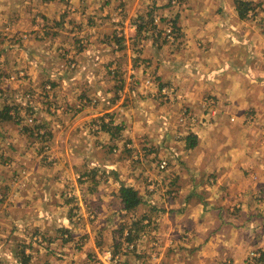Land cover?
<instances>
[{"label": "rangeland", "instance_id": "374dc122", "mask_svg": "<svg viewBox=\"0 0 264 264\" xmlns=\"http://www.w3.org/2000/svg\"><path fill=\"white\" fill-rule=\"evenodd\" d=\"M4 1L10 4L11 19L9 21L6 18L7 24L3 23L8 26L4 30L10 38L6 37V42L0 41V86L4 85L5 88L4 91L0 89V99L10 93L8 98L12 99L14 107L21 105V111H28V115L32 112L34 118L41 116L50 126L57 122L61 126H67V130L72 126L67 125L70 124V119L78 122L82 118L80 113L85 108L111 111L89 119V122L92 120L90 125H96L93 122L98 120L102 130L106 126L109 133L103 130L98 135V131H93L89 126L82 130L81 123H78L75 127L73 125L72 132L65 129L55 131L56 137L57 134L60 136L52 146L47 145L52 133L45 130L50 127L41 125L43 128H40V132L43 134L39 132V135L42 138L48 135L34 141L29 153L32 157L35 154L40 156L33 159L30 166H36L37 175L34 176L38 177H20L18 181H23L19 185H15L18 178L13 180L12 177L0 182V198H3L0 203V264H105L97 252L111 253V257L119 258V263L111 261L109 264L160 263L156 260V253L162 252L163 238L152 234L155 225L152 224L150 230L146 228L138 234L133 233L135 241L132 248L127 245L126 237H129L130 232L125 229L132 220V223L137 222L145 216L150 223L154 221L155 224L163 215L153 209L158 210L157 203L177 206L179 203L201 200L206 209L210 204L232 202L231 210L223 218L233 222V236L244 238L248 233H253L246 230L254 229L256 221L264 220V212L260 209L264 206V187L256 185L261 179L253 171L255 175L251 177V181L245 182L247 191L242 192L240 187L230 188L232 178L227 177H231L232 173L243 166H235L234 171L222 173L223 178L215 175L216 171L209 164L216 145L215 156L221 154L220 137L205 126L202 129L204 135L201 143L198 139L199 148L189 151L181 141L185 135L180 134L189 132L196 123H201V126L208 121L211 123L212 114L217 109H223L228 115L231 112L230 119L233 123L237 122L236 112L241 110L246 123L260 126L262 122L252 110L253 105H256L254 96L262 98L264 91H260L258 96L249 92V87L245 94L243 88V100L241 93L231 96L236 87L230 85L228 92L224 93V89L219 92V89L215 91L218 94L194 97L192 88L201 84L192 86L188 92L171 84L172 81H160L161 59L167 58L181 64V70L176 71L183 75L185 72L182 67H187L182 64L188 66L190 60H194L199 54L198 50L191 48L189 51H181L182 40L177 44L181 39L178 19L182 18L181 14L186 9L197 4L195 0H104L103 4L92 0L91 5L86 0H73L70 4L67 2L71 6L69 8L79 7L85 12L70 10L71 14L65 13V4L62 8L59 7V1L58 7H52L49 11L51 17L42 12L48 11L43 9L45 3L54 0H35L33 5L26 7L24 16L18 11L22 0ZM36 1H43L39 8L36 7ZM232 1L233 4H222L227 3L229 9L238 14L236 0ZM242 1L249 4L250 18L258 17V22L257 18L253 19L255 23L248 22L249 27L256 26V32L260 33L258 37L264 39V28L259 25L261 21L264 22L260 15L264 0ZM210 2L206 3L211 9L210 13L223 10L218 7V3ZM29 10L37 12L35 14ZM124 19L127 21L126 25L122 23ZM155 19L158 20L154 21ZM135 21L137 27H143L140 32L130 29L134 27ZM174 21L175 29L172 27ZM20 22H24V30H19ZM9 25L12 28L15 26L14 31ZM248 40L253 44L251 37ZM201 41L204 42L203 56L213 61L212 42L204 39ZM206 50H212L213 55L204 54ZM83 64L87 65L86 70L83 69ZM194 67L198 68V65ZM194 73L198 74V71ZM83 75L103 78L105 92L97 95L95 88L88 85L85 87L86 84L80 81L75 82L74 77L78 79ZM256 76L261 78L262 74ZM189 77L191 75L186 76L187 79ZM33 83L36 84L35 87H28ZM259 86L264 89V86ZM160 87H174L177 92H182L181 99H177L179 93L164 99L157 92ZM5 105L1 104V108ZM103 120L105 125L101 124ZM10 132L16 136V131ZM191 133L190 131L188 134ZM135 135L136 139L133 137ZM66 138L70 141H66ZM26 149V142L22 140L0 145V155L8 161L5 163L12 172L17 165H21L10 161ZM68 157L74 162L70 173H74L75 178L72 175L61 183L58 181V174L65 171L66 166L70 167L68 163H64ZM60 160H63L62 163ZM218 161L214 164L216 168ZM163 162L166 163L164 168L161 167ZM48 171L52 175L46 174ZM146 171L149 174L145 175ZM197 171L203 176L198 178L199 182L193 176ZM24 184L29 191L23 188ZM121 184L136 188L144 201L148 202L147 205H142L136 212L127 213L122 208L124 205L120 199ZM52 188L56 189L57 199L61 202L60 209L52 210V205L58 204L56 199L52 202ZM200 188L211 190L203 192ZM214 189H222L223 193L215 195L212 193ZM186 194L191 200H185ZM204 194H208L209 201L204 200ZM239 203L253 209L246 212L238 205H233ZM20 204L26 205L25 208H21ZM18 206L21 209L16 210ZM28 207L31 208L30 211H27ZM102 207L107 212L100 215ZM199 208L200 206L189 208L196 211L195 214H189L196 215ZM38 211L41 212L37 213ZM175 213L174 210L169 215H176ZM204 214L205 217H199V224H196L200 226L201 229L198 230L201 233L204 230L207 232L206 228L212 225L207 217H210L208 210ZM107 218L117 221L107 225L102 223L101 220ZM183 221L189 223L182 226L183 232H190V227L196 220L192 218L188 221L184 218ZM194 231L195 229L192 233ZM124 233L127 234L126 237ZM197 238L199 241L198 236ZM192 239L187 240L193 241ZM257 259L260 261H256ZM243 261L245 264H262L264 255L260 249H256L249 252ZM239 263L234 257H226L216 264Z\"/></svg>", "mask_w": 264, "mask_h": 264}, {"label": "crops", "instance_id": "0c3cea01", "mask_svg": "<svg viewBox=\"0 0 264 264\" xmlns=\"http://www.w3.org/2000/svg\"><path fill=\"white\" fill-rule=\"evenodd\" d=\"M20 1L21 0H18V2ZM34 1L35 0L21 1V5L18 7V11L22 13V16H24L27 12L26 7H30L31 5H33ZM59 1H60V6H59L60 8H62L63 4H65V9L66 11L68 10V12L65 11V13L71 14L70 10H72L73 12L78 11V13L85 12L82 8L79 7L70 9L69 7L71 6L70 5L68 6L67 2H69L70 4L72 3L73 0H54L49 3H45V7L43 9H47L48 11L42 13L45 16H50L49 11H51L52 7H58L57 2ZM98 1L101 2L102 4L105 2L104 0H98ZM195 1L197 4L194 7L190 6L191 8L189 10L186 9L185 12L181 14L183 15L182 18L180 20L178 19L179 21L178 27H180L179 35L181 36V39L178 41L177 44L179 45L181 43L180 41L182 40L181 51L184 49H188L189 51V48H191L192 50H198L199 54L197 58H195L194 60L192 59L193 61L190 60L191 63L188 65L189 67L182 64V66L187 67L186 69L182 67L183 72H185L183 75L178 73V71L181 70V64L176 62L174 63L171 60H168L167 58L161 59L160 60L162 62L160 64L161 69H159L160 81L162 82L172 81L171 84L178 85L188 92L191 91L192 86L196 84H201L198 85L197 87L192 88V91L194 92L193 93L194 97H201V96L204 97L205 95L216 93L215 91L219 89H221L219 90V92H222L224 89V93H225L230 91L228 90L230 89L229 88L230 85L236 87V91L231 93V96H234V93L236 95L239 93L243 94V88L245 90V94H247L246 90L248 89V87H249V92H252L253 94L255 93L258 94L260 91H264V89H262V87L259 86V85L264 86V58H263L264 39L262 37H258L260 33L256 32V26L249 27L248 24L249 21L255 23L253 21V19L255 18H257L256 20L258 22V17L250 18V15H248L247 19H240L238 14H236L235 10L231 11L229 9L227 3L233 4L232 0H195ZM210 1L213 2L212 4L218 3L217 4L218 7H220L221 10L223 9L220 12L223 13L221 14L220 12L210 13L211 9H209L206 6V3ZM42 2L43 1L41 2L36 1L35 2L36 7L39 8V5H41ZM86 2L89 5H91L92 0H86ZM224 2L227 3L222 4ZM220 4L226 5V7L225 6L223 7ZM258 7L260 9V6ZM259 9H258V13H259ZM120 10L122 11L123 7L122 9L120 8ZM29 11L35 14L37 12V11L35 12V10H29ZM10 12H11V8L9 2H5V1L3 2V0H0V41L3 42H6L5 41L7 39L6 37L10 38V35L6 34L7 32L4 30V28H8V26H6L5 24H7L6 18H9V21L11 19ZM260 15L264 20V5H262V9L260 10ZM233 16H235V18ZM157 20L158 19H155L154 21ZM261 22L262 23H259V25H261V27L264 28V22L263 21ZM122 23L123 25H126L127 21L124 19ZM23 24L24 22H20V24L18 25L19 30H24ZM14 28L15 26L12 28L13 31ZM130 29L131 31L134 32L137 31L136 21L134 27H131ZM249 37H251L252 40H254L253 44H251L250 41L248 40ZM241 38L244 40H241ZM201 39L212 42L211 44L214 51V56H212L213 55L211 53L213 52L212 50H206L204 54L208 55L209 53H211L212 56L211 59L213 61H209V59H206V57L203 56L202 47L204 46V42H202ZM208 49H210V47H208ZM195 61H197L198 63ZM194 65H198V68L194 67ZM170 66H174V67H170ZM83 69L85 70L87 69L86 64H83ZM197 71L198 74L194 73ZM260 74H262L261 78L259 76H256ZM189 75H191L192 78L189 77L187 79L186 76L188 77ZM252 76L255 78L252 79L251 78ZM74 79L75 82L80 81V83H85L86 84L85 87L90 86L95 88L96 89L95 93L97 95L105 92L103 78H101L100 76L83 75V76H79L78 79L77 77H74ZM35 85L36 84L33 83L30 86L28 85L27 86L35 87ZM0 89L4 91L5 90L4 85H2V87L0 86ZM225 89H227V91ZM178 93L179 95L177 99H181L180 94L182 92H178ZM9 95L11 94L9 93ZM9 95H6L4 96L5 98L0 99V102H2L0 103V115L2 113H5L7 115L8 113L11 116V118L13 117L16 121L19 119L23 120L24 124H30L27 120L32 118L36 122V125L44 124L45 127H50L48 129H45L46 132L49 131L52 133V138L47 140L48 143L47 145L52 146L54 141L56 142L58 141L60 135L57 134L56 137L55 131L59 129L67 130V126H61L57 122L56 124L50 126L48 122L47 121L45 122V119L42 118L41 116L34 118L35 115H33L32 112L31 115L30 114L28 115L27 114L28 111H21L22 109V108L20 109L21 105L14 107L13 105L15 104H12L13 103L12 99L9 100L8 98ZM259 95L260 94H258V96ZM243 100H245L244 94H243ZM19 101L17 100V102ZM254 101L256 105L255 104L253 105L254 109L252 111L256 112L258 120L262 122L260 126H252L246 123L245 117H243V112L241 110L236 112L238 114L237 122L233 123L231 122L230 119L231 112L230 115H228L227 112H225L223 109L222 110L217 109L216 112L212 114L211 123H213V125L209 123V121L204 126H201V123L199 124L196 123L197 125L194 124V126L191 127L190 130L192 133H194L193 135L197 137V140L199 139L200 143L204 135L202 129L205 126L207 127V129L213 130L215 136L218 135L220 137L219 152L221 154H216L215 156L217 149V145H216L212 162H210L209 166L210 167L212 166V170L216 171L215 175L218 176L219 178H223L224 176H222V173H226L228 170L234 171L236 169L235 166L238 167L243 166L237 169L238 171L236 173H232L231 177H227V179L232 178L230 188L237 189L240 187V189H243L242 192L247 191L246 189L247 186L245 182L247 180L251 181V177L255 175L252 173L253 171H255L256 173L255 176L261 179V182L259 184L257 183L256 185L258 187H264V95L262 96V98L261 97L257 98V96H254ZM3 103H5L6 105H10V107L5 105L3 108H1V104ZM200 103L198 105H200ZM11 106L14 107V111H12L13 108H11ZM112 110H114V108ZM109 111H111V109H107V110L101 109L98 111H93L88 108H85L80 113L82 115V118L78 122H76L77 120L71 121L70 119V124L67 123V125L68 126L72 125V126H70V129H68L67 131L72 132L74 127L78 123H81L80 125H82L81 126L82 130H84L86 127L89 126L88 128H91L93 131H98L97 132L98 135H100L103 132V130L109 133V131L106 129V126L102 130V127L99 125L100 122L98 120H96V122H93V124L97 123L96 125L89 124L90 122H92V120L89 122V119H93L95 117L101 116L106 112L108 113ZM104 121L105 120H103V123L101 124L105 125ZM1 130L2 132H0V145H3L8 142L12 143L13 141L22 140L26 142L27 149L22 154H20L17 151V153H19L20 156H15L14 160L10 161L11 163L13 162L21 165V167L17 165L14 172H12L9 166L5 163L8 161L7 160L5 161V159H3V157L0 155V182L3 183L4 179L11 177L13 180L14 178H18L17 181L19 180L20 177L24 179H29L31 177L37 178L38 176L37 177L34 176L37 175L35 168L36 166H34V168L30 166L33 159L36 160L40 156L38 157L37 156L38 154H35L33 157L29 155L31 148L34 145L33 144L34 141H37L38 139L37 134H29V133L23 134L22 132L24 131H22V127L18 126V124H16L14 120L12 119L6 120L0 116V131ZM10 131H16V136H14ZM190 131L186 132V134H180V136L187 135L188 133H190ZM34 136H36L37 138H35ZM133 137L136 139L137 135ZM146 137L145 139H147ZM66 141H70V140L66 138ZM199 141L197 143L195 150H197L200 146ZM13 147L16 146L13 145ZM204 149L206 150V148ZM26 151H28V153H26ZM51 153L53 154V150ZM180 153H182V151H180ZM202 154H203V150H202ZM170 156L174 158V155L170 154ZM62 161L63 160H60V163H62ZM217 161H218V165L216 168L214 164ZM64 163H68L70 167L67 168L66 166L65 167L66 170L58 174L59 176L58 181H60L61 183L64 182L65 178L70 179L72 175L73 178H75L74 173H70L72 171L73 168L72 164L74 162L71 161V159H69L68 157L64 160ZM4 164H6L7 168L4 167ZM46 174L52 175L50 171L46 172ZM147 174H149V171L145 172V175ZM193 176L194 178H197V182L200 181V179L198 178H203V176L200 175L199 171L193 173ZM227 179L225 181H227ZM208 180L212 181L210 178H208ZM22 181L23 180L16 182L15 185H19ZM23 188L26 191H29L27 189V186H25V184ZM200 189L201 191L204 192L206 191L207 188L206 189L200 188ZM0 190H1V186H0ZM55 190L56 189L52 188V202L55 201L56 199L58 201V204L52 205V210H54L55 208L56 209L61 208V202L57 199L58 195L56 194ZM207 190H211V189H207ZM208 192L209 194L211 193V191ZM189 193L190 192H188V194ZM212 193H214L215 195H219L223 193V190L214 189L212 190ZM188 194H186L187 197L185 198V200H191L190 199L191 197L188 196ZM207 195L208 194L203 195V197L205 198L204 200H206V202L209 201ZM4 196L5 194L3 195V197ZM242 197H246V196H242ZM1 199L3 198H0V203L2 202ZM231 203L232 202H223L217 205L210 204L208 208L206 207V209L204 208V204L201 203V200L200 202L198 201L195 203L190 201L179 203L177 206H173L172 204L169 205V204L157 203V207L159 211L157 210V208H153V209L159 213H162L166 219H164V216L161 215L162 217L157 219L156 223L154 224V221L150 223L149 219H146L147 216H145V220L143 222V225L145 226V229L147 228V230L151 229L150 226L152 224L155 225L152 234L156 235L157 237H160V239L163 238V243H162L163 248L161 250L162 252L156 253V260L160 261V263L157 264H216L218 261L224 260L226 257H234L235 260H238L240 262L239 264H245V261L243 260H245L249 252L253 250L260 249V251L264 255V220L256 221L254 229L246 230V231H252L253 232L252 234L248 233V235H246L244 238L237 237L236 235L233 236V222L227 218L226 219L223 218L224 215L227 216V211L231 210L232 208L230 207L232 205ZM20 205L21 208H25L26 206L23 204ZM201 205L203 208L201 207ZM233 205H238V207H241L242 210L243 209L246 210V212H249V210L253 209V208L249 209L247 205L245 206L241 203L233 204ZM197 206H200L199 210H197L198 211L197 214L191 216L189 212L195 214L196 211L190 210L189 208H195ZM21 208L18 206L16 210ZM122 208H124V206ZM100 209H101L100 215H102L104 212H107V209H105L104 207ZM260 209L261 211L264 212V206L261 207ZM30 210L31 208L28 207L27 211ZM174 210L176 212L175 213L176 215H169V213L173 212ZM206 210H208V214H210V217L209 216L207 217L212 222V225L209 228H206L208 229L207 232L206 230H204L201 233L198 230L200 226L199 227L196 226L197 223L199 224V221L197 219L199 217L204 218L205 217L204 212H206ZM39 212L41 211H38L37 213ZM8 217L10 218V213H8ZM184 218H187L188 221H190V219L192 218L196 220L195 224H193L192 227H190V232L187 233L183 232V228H182V226L184 227V225H186L185 223H188L183 221ZM20 220L21 219H13V221H20ZM66 220L63 221L65 222ZM101 221L102 223H105L107 225L111 222H116L117 220L114 221V219L110 220L107 218L105 220L102 219ZM132 221L128 224L129 226H131L134 223V222L132 223ZM128 225L125 228L126 232L130 231L127 228ZM167 226L169 227L166 230L165 227ZM121 227H124V225ZM193 229H195L194 233H192ZM125 233L124 236L126 237L127 234ZM130 234H132L131 231ZM197 236L199 237V241ZM191 238H193L192 239L193 241L187 240ZM132 244L133 243H127L129 248H132ZM108 254L104 252L103 253L97 252L98 257L102 259V261L105 264H109ZM118 263H119V258H118ZM262 264H264V262H262Z\"/></svg>", "mask_w": 264, "mask_h": 264}, {"label": "trees", "instance_id": "16d2710c", "mask_svg": "<svg viewBox=\"0 0 264 264\" xmlns=\"http://www.w3.org/2000/svg\"><path fill=\"white\" fill-rule=\"evenodd\" d=\"M236 3H237L236 9H237L239 18L247 19L248 12H249V8H248L249 4H246L242 0H236ZM175 26H176V21H174L172 24V27L174 29H175ZM142 28H143L142 26H138L137 32H140ZM0 116L6 120H9V119L14 120V122L18 124V126L22 127V131H24L22 132L23 134H28V133L37 134L38 136L37 140L44 139L48 135L46 134L45 137L41 138V136L39 135V132L41 131L40 128H42L43 125L42 126L36 125L35 121L33 124H24L23 120L19 119L16 121L13 117L11 118V116L8 113L7 115L5 113H2ZM181 141L184 143L185 148L188 150H193L197 146V143H198L197 137L194 136L193 134L185 135L184 137L181 138ZM120 199L122 200V204L124 205V210L127 211V213L136 212L141 208L142 205L145 206L148 203L144 201V198L141 196L140 192L136 188L130 185H127V184H121L120 186ZM144 220L145 218L142 217L137 222H134L131 226L128 225L127 228L132 232V234L133 232L134 234H138L139 232L145 229V226L143 225ZM132 234H130L129 237L126 238L127 243H133L135 241V236H132ZM256 261H260V259H257Z\"/></svg>", "mask_w": 264, "mask_h": 264}, {"label": "built area", "instance_id": "2783aa9c", "mask_svg": "<svg viewBox=\"0 0 264 264\" xmlns=\"http://www.w3.org/2000/svg\"><path fill=\"white\" fill-rule=\"evenodd\" d=\"M148 83H150V80L148 81ZM157 92H159V94L164 98V99H168L170 98L172 95H176L178 94L177 90L174 88V87H160L157 89ZM178 97V96H177ZM28 122L30 124H33L34 123V120L32 118L28 119ZM40 134H43L42 132H40ZM166 165L165 162H163L162 164V168H164V166ZM108 261L111 262H115L117 263L118 262V258L116 257H111V253L108 254Z\"/></svg>", "mask_w": 264, "mask_h": 264}]
</instances>
